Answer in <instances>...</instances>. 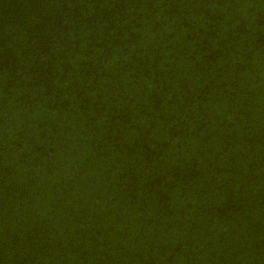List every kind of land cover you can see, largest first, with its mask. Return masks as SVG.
<instances>
[{
    "label": "trees",
    "instance_id": "obj_1",
    "mask_svg": "<svg viewBox=\"0 0 264 264\" xmlns=\"http://www.w3.org/2000/svg\"><path fill=\"white\" fill-rule=\"evenodd\" d=\"M0 264H264V0H0Z\"/></svg>",
    "mask_w": 264,
    "mask_h": 264
}]
</instances>
